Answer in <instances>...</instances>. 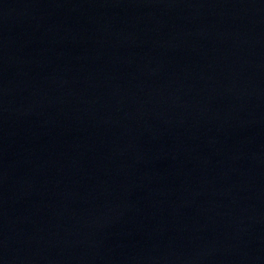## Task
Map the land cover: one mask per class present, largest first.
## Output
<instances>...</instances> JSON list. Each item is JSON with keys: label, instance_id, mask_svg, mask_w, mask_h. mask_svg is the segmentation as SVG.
Instances as JSON below:
<instances>
[{"label": "water", "instance_id": "obj_1", "mask_svg": "<svg viewBox=\"0 0 264 264\" xmlns=\"http://www.w3.org/2000/svg\"><path fill=\"white\" fill-rule=\"evenodd\" d=\"M0 264H264V0H0Z\"/></svg>", "mask_w": 264, "mask_h": 264}]
</instances>
